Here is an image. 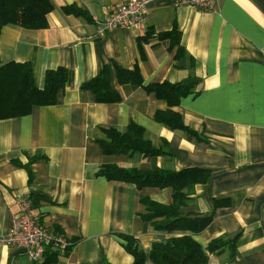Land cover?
Masks as SVG:
<instances>
[{
  "label": "crops",
  "instance_id": "1",
  "mask_svg": "<svg viewBox=\"0 0 264 264\" xmlns=\"http://www.w3.org/2000/svg\"><path fill=\"white\" fill-rule=\"evenodd\" d=\"M126 1L53 0L45 28L0 29V65L29 63L37 89L48 70L70 73L53 105L0 120V237L11 229L14 199L22 196L31 202L30 216L68 246L48 247L31 260L24 248L0 243V264H132L122 236L136 238L148 253L154 243L191 234L156 230L140 216L141 199L169 205L170 189L108 181L96 175L104 164L210 171L189 196V211L212 214L193 238L202 248L218 237L237 239L232 256L228 250L208 255L207 264H264V0H215L209 11L151 0L139 29L95 37L93 20ZM170 32L179 35V45L172 46ZM114 65L137 68L144 86L193 82L192 93L171 110L201 141L156 123L166 102L142 87L120 86L113 71L118 103H98L81 89ZM131 122L164 153L104 156L103 130L121 133Z\"/></svg>",
  "mask_w": 264,
  "mask_h": 264
},
{
  "label": "trees",
  "instance_id": "2",
  "mask_svg": "<svg viewBox=\"0 0 264 264\" xmlns=\"http://www.w3.org/2000/svg\"><path fill=\"white\" fill-rule=\"evenodd\" d=\"M52 2L53 0H0V29L6 24L30 30L45 28L48 25L47 16L53 10ZM70 8L64 9L69 11ZM170 43L172 46L179 45L177 33L170 32ZM112 71L120 86L129 84L133 87H142L153 93L157 99L166 102L168 108L157 111L153 117L156 123L201 141L199 135L185 124L183 118L171 110L179 105L182 98L192 93L193 82L164 81L144 86L137 68L130 71L114 65L112 68L104 66L96 77L82 84L81 89L92 92L98 103H118L120 96L112 86ZM69 79L70 73L65 69L48 70L44 88L39 90L34 87L29 63L10 62L0 65V120L27 116L35 106L53 105L56 102V93L65 88ZM103 132L108 140L100 141L104 156L131 157L134 153H140L146 157L164 153L163 149L155 148L146 139L143 128L132 122L121 133L113 129H104ZM96 175L108 181L134 184L137 189L144 187L170 189L169 205L141 199L144 211L140 216L144 222L152 223L156 230L191 233L171 237L164 243H154L148 253L141 249L136 238L122 236L124 249L133 258L132 264H207L208 255H221L225 250L233 255L237 236L218 237L211 240L206 248H202L193 238L204 230L211 221L212 214L200 216L189 211L187 206L189 196L193 194L195 185L204 184L208 180L210 171L200 168L179 172L159 168L141 171L136 168L104 164L100 166Z\"/></svg>",
  "mask_w": 264,
  "mask_h": 264
},
{
  "label": "built area",
  "instance_id": "3",
  "mask_svg": "<svg viewBox=\"0 0 264 264\" xmlns=\"http://www.w3.org/2000/svg\"><path fill=\"white\" fill-rule=\"evenodd\" d=\"M151 0H128L111 6L102 20L94 19L95 37H102L114 29H139L148 13L147 5ZM172 4L187 5L195 10L209 11L215 0H171ZM17 213L9 232L0 237V243L5 246H16L26 250L28 258L38 260L48 247L59 251L67 248L68 242L57 234H53L39 225L30 216L31 202L28 198L17 196L14 199Z\"/></svg>",
  "mask_w": 264,
  "mask_h": 264
}]
</instances>
